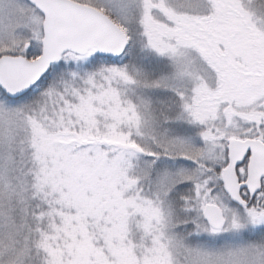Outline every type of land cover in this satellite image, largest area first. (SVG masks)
<instances>
[{
	"label": "snow or ice",
	"instance_id": "obj_1",
	"mask_svg": "<svg viewBox=\"0 0 264 264\" xmlns=\"http://www.w3.org/2000/svg\"><path fill=\"white\" fill-rule=\"evenodd\" d=\"M0 264H264V0H0Z\"/></svg>",
	"mask_w": 264,
	"mask_h": 264
}]
</instances>
